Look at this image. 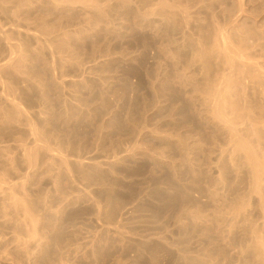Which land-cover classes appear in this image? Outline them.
<instances>
[{
  "label": "rangeland",
  "instance_id": "1",
  "mask_svg": "<svg viewBox=\"0 0 264 264\" xmlns=\"http://www.w3.org/2000/svg\"><path fill=\"white\" fill-rule=\"evenodd\" d=\"M141 1L106 0L108 15L87 19L79 8L62 9L61 15H78L79 27H71L67 37L58 36L49 47L44 35L37 40L18 29V23L33 24L36 16L46 13L49 0H0V29H7L0 33L8 32L12 44L21 43L26 56L19 63L22 69L19 65L9 73L0 67V264H256L233 258L237 246L216 225L196 224L190 217L179 223L177 215L201 198L194 176L188 174L183 181L189 193L185 202L168 211L167 203L180 181L162 160L141 151L133 153L131 144L143 140L142 144L156 145L157 138L141 131L140 125L148 115L161 128L173 126L172 105L180 100L189 108L176 110L177 120H189L190 113L192 120L200 122L198 109L188 98L197 96L196 107L202 98L203 80L191 64L199 40L213 36L219 26L236 35L263 27L264 0H244L251 15L243 12L241 16L239 0H170L187 4L189 17L177 9L176 13L166 10L159 31L152 28L145 37L141 30L136 37L133 7ZM43 26L39 28L47 30ZM0 39L2 61L8 49ZM59 50L69 60L59 59ZM163 65L173 80L159 92L170 102L160 109L156 99V107L154 103L148 108L147 88L150 98L154 97L153 86L159 85L157 74ZM223 70L230 72L232 67L226 65ZM8 98L22 102L26 118L16 117ZM260 102L264 106V98ZM33 146L39 155L29 164L24 153ZM14 196H26L33 204L38 219L34 237L36 226L13 204ZM260 226L261 217H257L256 227Z\"/></svg>",
  "mask_w": 264,
  "mask_h": 264
},
{
  "label": "bare ground",
  "instance_id": "2",
  "mask_svg": "<svg viewBox=\"0 0 264 264\" xmlns=\"http://www.w3.org/2000/svg\"><path fill=\"white\" fill-rule=\"evenodd\" d=\"M49 3L51 5H46L44 8L46 13L36 16L33 24L32 22H28L24 26L20 25L21 23H18L19 27L16 25L19 30L26 31L28 34L37 38V40L41 34L44 35L46 37V42H49H47L49 47L57 41L58 36L64 35L67 37L68 31L71 27L77 26L80 23L79 20L77 21L78 15L76 13H71L69 15L62 13L61 15L59 11L62 9L69 7L75 9L79 8L83 13L82 18L86 19L92 16L94 17L95 14L101 16L108 15L106 0H49ZM239 4L238 7H240V13L238 16H241L243 12L249 13V11H246L245 7L247 2L239 0ZM232 5H234L233 2ZM232 5L229 6L231 7ZM176 9L186 14V17H189L187 4L182 5L171 2L170 0H142L140 3L135 2L133 7V25L137 28L134 32L136 37L141 30L145 37H149V31H151L152 28L155 29V31H159L163 25V19L166 18V10L176 13L174 11ZM252 9L253 11L255 10L253 7ZM17 11H15V13ZM56 14H58L59 17L56 18ZM252 16L254 17V15ZM260 16V21L264 23V15ZM250 18L252 21L255 19L252 17ZM18 19L20 20V18ZM244 19L245 21L248 20V18ZM19 20H17V22ZM12 24L14 25L15 23L12 22ZM41 24H43L47 30H44V28L42 29V27L40 29L39 25ZM0 26L2 28V25ZM138 26L141 29L138 28ZM257 27L258 28L254 30L246 29L244 33L236 35L230 30V28L226 29L219 26L213 36H207L208 38L204 40L205 42L199 40L200 45L193 55V63L191 61V64L194 65V68L192 69H197L201 75L199 76L203 80V86L201 85L202 88L198 87L201 88L199 92L202 98L198 99L199 101L197 100L198 107H196L197 102L195 100L197 96L193 100V98L190 97V94L188 98L190 100L189 102L192 103V107L198 109V120L202 123L192 120L190 113L187 114L189 120H186L188 122L186 120H177L175 117L177 115H175V111L181 109H183L182 111H188L189 108L186 103L181 102L182 100L177 104L172 105L174 113L171 114L170 112L172 116L170 117L171 121L174 123L173 126L169 125L170 127L161 128L159 123H153L152 119L144 114L146 117L144 116L145 119L140 125V130H146L152 133L157 138L158 143L156 145L153 144L152 146V143L142 144L143 140L141 142L136 140V143L134 141L135 144H131V146L133 145V149L131 147L128 148V152L129 149H132L131 151L135 154H139V151H141L142 153L144 152L145 155L147 154L162 160L168 167L169 171L175 174L176 179L180 181L182 186L178 183V186L175 187L176 192L174 196L167 203L168 211H171V208H173V205L176 203L180 202L182 204V202H185V196H188L189 193L185 189L186 186L185 188L183 187V184H185L183 181L188 174L193 175L195 179V189L199 192L201 198L193 201V207H184L186 210L177 215V221L184 224L186 218L190 217L196 224L203 223L216 225L217 228L219 227L221 229L223 233L222 236L224 235L223 237L229 243L237 246V250H235V252L233 251V258L251 259L255 261L256 264H264V106L260 102V99L262 100L264 98V26H260V28L259 26ZM3 29L0 30L3 31ZM7 33H0V37L4 39L6 42L5 47L8 49L5 57L2 58V61L0 60V67H2V70L4 68L7 72L11 73V70H18L19 65L22 69V63H19L25 56V53L23 52L25 50H23L22 46L18 45L21 43H17L16 45L18 46L12 44L11 40L9 41L10 36H8ZM184 33L185 29L181 31L182 36ZM203 35L205 36L206 34ZM140 39L138 38V40ZM43 44L46 46V43ZM148 45L149 44L146 45L147 49L149 47ZM17 51L19 52L18 54L16 53ZM53 52L55 53V51ZM54 53L52 58L54 57ZM57 53H59V59L65 58L69 60L70 58L65 56V51L59 50ZM60 65L62 64L60 63ZM226 65L232 67L230 72L223 70V66ZM165 66L167 65L165 64ZM165 66L162 67L161 71H156V73L158 72L157 78L160 82L158 86H153L154 97L150 98L151 90L149 86L147 88L146 99L148 108L150 107L149 105H154L156 99H158L157 108H160L162 105L166 106V102H170V100L167 101L169 98L164 97L161 95L162 93L159 92L161 86L164 87L166 83H170V81L173 80L168 75ZM189 71L191 72L188 68V71L185 72L188 74L190 73ZM20 74L21 73H19V75ZM132 74L134 76L137 75L135 72ZM196 74L198 75V73ZM150 75L152 74L150 73ZM198 83L201 82L198 81ZM144 85L146 86V84ZM253 86H258V90L250 93L249 90ZM179 87L181 88V86ZM195 91L196 90L194 89V92ZM185 95L188 94L185 93ZM119 98V100L122 99V97ZM13 99L14 98H10L9 100L8 98L11 104L16 108L18 114H15L16 117L26 118L24 107L21 106L22 102H20V105L17 103L19 102L17 99V101H14ZM177 101L178 100L176 99V102ZM154 106L156 107V103ZM141 107L144 106L142 105ZM16 117L13 118L15 119ZM133 124L135 125L137 123ZM137 125L139 126V124ZM138 126L136 127L137 129ZM139 134H141L140 131ZM137 138H139V135ZM35 141L37 142V140ZM33 147H31L30 150L26 149V152L24 151L29 164L35 163L36 158L39 155H37L38 152H36V148ZM38 150L39 149H37V151ZM122 151V154L125 153L124 150ZM168 180V184L173 186L174 183L171 181L172 178H168ZM182 192H184V194ZM236 201L237 203L235 204ZM13 204H15L16 207L19 206L22 208L25 218H29L35 226L38 224V219L33 210V204L29 203L26 196H14ZM257 217H261L260 228L256 227ZM36 233H38L37 226L32 231V237H34ZM224 261L227 260L224 259Z\"/></svg>",
  "mask_w": 264,
  "mask_h": 264
}]
</instances>
